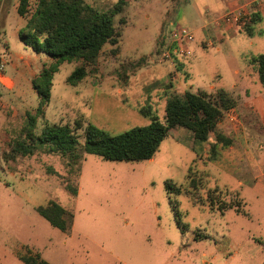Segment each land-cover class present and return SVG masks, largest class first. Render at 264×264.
I'll return each mask as SVG.
<instances>
[{"label": "rangeland", "instance_id": "obj_1", "mask_svg": "<svg viewBox=\"0 0 264 264\" xmlns=\"http://www.w3.org/2000/svg\"><path fill=\"white\" fill-rule=\"evenodd\" d=\"M6 1L9 6L15 3ZM36 1L32 0L33 6ZM84 1L112 16L119 0ZM227 7L226 0H127L113 15L119 43L105 44L97 71L76 86L68 83V77L82 61L64 62L54 73L51 99L35 132L39 134L47 123L75 125L82 120L119 134L150 124L152 116L163 119L167 100L186 90L206 89L215 95L223 88L237 103L249 95L240 88L243 85L264 93L253 61L264 53V2L247 6L241 0L236 7ZM205 9L224 11L204 26L208 34L204 40L200 23L205 21ZM232 11L238 19L231 13L232 19L225 20L223 16ZM254 13L260 18L253 20ZM15 16L19 15L13 11L5 26L0 25V41L8 42L12 51L23 46L15 33ZM183 27L194 40L189 53L175 59L173 69L163 55L166 36L172 28ZM0 54L4 73L11 76L13 68L2 43ZM3 84L1 78L0 264H26L21 256L36 254L51 264H264V199L248 182L240 184L250 172L233 159L239 153L224 148L216 160L209 158L214 134L194 148L188 138L166 137L148 160H107L87 153L79 172L71 173L62 156L47 151L49 144L38 143L30 156L10 155L11 141L22 135L28 113H36L41 99L25 88L17 95ZM226 112L219 126L224 134ZM243 119L249 134L264 130L262 116ZM77 134L82 143L83 130ZM191 167L208 172L205 187H219L226 200L244 198L242 209L247 214L210 210L185 192L170 196L166 183L185 184ZM201 193L206 196L204 189ZM171 198L178 201L181 224ZM50 200L72 213L68 231L51 225L37 211Z\"/></svg>", "mask_w": 264, "mask_h": 264}, {"label": "trees", "instance_id": "obj_2", "mask_svg": "<svg viewBox=\"0 0 264 264\" xmlns=\"http://www.w3.org/2000/svg\"><path fill=\"white\" fill-rule=\"evenodd\" d=\"M126 2L127 0H119L111 16L96 10L84 0H38L33 12L30 0H19L18 12L28 18L26 26L19 31V38L35 52L44 53L54 61L32 80L41 101L35 114L28 113L22 135L11 141V156H30L36 152L38 143L49 144L51 147L47 151L62 156L69 172L78 173V165L87 153L107 160L151 159L159 152L169 131L178 126L191 132L195 143H207L214 133L216 139L209 149V158L212 160L217 159L219 145L226 148L231 143V138L219 131L218 127L224 113L236 107L237 101L223 88H219L215 95L205 90H186L176 94L167 100L163 119L152 116L150 124L133 127L119 134H110L91 123L85 125L82 120H77L75 125L47 123L39 134L35 132L38 118L45 114V106L51 99L54 73L64 62L82 61L68 77V83L76 86L89 72L97 71L98 59L105 44L119 43L120 35L114 25L113 15L122 10ZM254 15L253 20L260 18L259 13ZM253 61L258 78L264 84V53ZM79 129L83 130L82 143L78 139ZM7 157L8 154H5V158ZM208 175V172L196 171L191 167L185 184L178 186L172 182L166 183L168 193L171 196L173 193L185 192L194 202L207 206L210 210H220L223 213L235 208L237 212L246 214L242 209L241 199L228 201L219 187H205ZM66 188L75 192L71 184L66 183ZM203 189L206 196L201 193ZM171 202L178 223L181 224L178 201L171 198ZM37 211L63 232L72 227V213L55 200H50L47 205H39ZM21 259L26 264H51L39 254L23 255Z\"/></svg>", "mask_w": 264, "mask_h": 264}, {"label": "crops", "instance_id": "obj_3", "mask_svg": "<svg viewBox=\"0 0 264 264\" xmlns=\"http://www.w3.org/2000/svg\"><path fill=\"white\" fill-rule=\"evenodd\" d=\"M239 1L241 0H226V4L228 5L227 8L231 9L236 7V4H238ZM245 1L248 6V4L258 2L259 0H245ZM260 1L264 2V0H260ZM30 3H31L30 6L31 12H33L37 8L38 0L36 1L34 6L32 5V0H30ZM18 6H19V0H15V3L10 6L6 0H0V25L5 26L7 19L14 11L16 15H19V16H15L18 21L14 28L16 35L19 36V31L26 26L28 18L19 14ZM227 8H225V10ZM220 11L223 12L224 10L220 9L215 12L208 11V9L204 10L203 18L205 19V21L204 22L201 21L200 23V28L202 29V31L204 28L203 31L204 40L205 38H207L208 35L206 34L207 31L204 26H207L209 23H213L211 18L216 16L218 13H220ZM0 43H2V52L4 55L8 57V63H10L14 72L11 76H6L5 73L3 74L2 81L3 83H5L3 84L4 87H6L5 89L13 91L18 95L21 89L25 88L29 93H33V95L37 98V101H39L40 96L38 95L37 91L34 89L32 85V80L35 77H37L41 73V71L45 67H47L50 63H52L54 60L51 59L50 57H43L42 56L43 53L36 52V55H33L31 52H29L30 50H28L31 48L26 46L23 42H22L23 46H20L18 48V51H12L8 42L6 41L1 40ZM1 56L2 55L0 54V61L5 63ZM171 79L173 81L174 77H172ZM214 86H215L214 84H211L209 85L208 88L212 90L214 89ZM240 88L243 89V92L249 91V95L247 96L243 95L241 101L237 103V106L231 108L235 111L237 115V121L235 123L234 122L231 123L230 121L227 123L228 128L226 129L228 131L225 132L226 133L225 135L226 136L228 135V137L231 138L232 141L226 147V150H230L231 152L234 153H239V155L233 157V159H235L238 162L239 168L248 170L250 172L248 173L249 175L246 181L245 178L244 179L243 177L241 178V180L239 181L240 184H245L244 182L246 183L248 182L247 184L249 185V188L253 192H255L258 196L264 199V130L258 131L256 135L249 134L244 127L245 122L243 119L246 116L248 117L249 115L251 116V114L259 115L264 118V93L263 91H258V89L255 91L253 90V87H249V86L243 85ZM203 90L207 91L206 89ZM177 91L179 92V90ZM218 129L219 131H222L219 127ZM167 137H171L173 138V140L188 138V140H190L191 143L193 142L192 145L193 148L197 144L195 143L193 134L189 132L187 129H185L183 126L172 128L169 131ZM222 149L224 148H220L219 150L221 151ZM239 199L242 200V204H246L244 198L239 197ZM231 209H235V208H231ZM237 213L245 214L242 212H237Z\"/></svg>", "mask_w": 264, "mask_h": 264}, {"label": "built area", "instance_id": "obj_4", "mask_svg": "<svg viewBox=\"0 0 264 264\" xmlns=\"http://www.w3.org/2000/svg\"><path fill=\"white\" fill-rule=\"evenodd\" d=\"M231 13L234 15V19H238V13L235 11L226 13L223 18L225 20L230 21L232 18L230 17ZM168 39V45L165 48L164 57L170 59V65L174 69L175 59L179 56H184L189 53L188 45L190 42L194 40L193 33L186 28H172L168 35L166 36ZM4 74V63L0 61V80ZM226 116L228 121L231 123H235L237 121V115L233 109H229L226 112Z\"/></svg>", "mask_w": 264, "mask_h": 264}]
</instances>
